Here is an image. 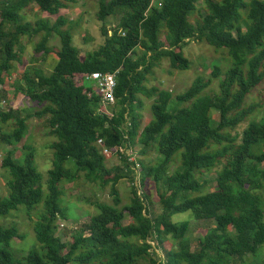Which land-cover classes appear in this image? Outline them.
<instances>
[{
    "label": "trees",
    "instance_id": "1",
    "mask_svg": "<svg viewBox=\"0 0 264 264\" xmlns=\"http://www.w3.org/2000/svg\"><path fill=\"white\" fill-rule=\"evenodd\" d=\"M76 2L0 0V91L11 85L8 77L22 59L24 37L42 34L32 63L52 53L57 57L51 73L33 64L14 84L34 112L0 108V123L13 124L5 132L0 124L1 141L22 142L32 117L46 118L47 134L55 138L49 145L53 168L46 181L44 213L34 225L45 252L31 250L18 258L11 243L23 236L16 226H0V264H264V115L252 120L241 136L232 134L260 108L246 102L264 83V0H98L104 42L84 57L73 45L64 16L54 23L42 19L34 24L25 15L33 5L58 15ZM119 12L118 24L108 28L107 18ZM55 35L58 47L49 45ZM193 38L226 48L232 66L225 71L215 66L211 78L198 77L175 97L172 91L149 86V76L165 59L171 69L191 67L184 48ZM117 70L112 115L100 96L90 97L77 78ZM221 77L218 90L207 93L212 79ZM147 99H152V119L142 127L141 109ZM99 139L117 149L125 168L107 166ZM137 145L142 195L133 186L131 202L122 205L117 185L122 179L133 180L122 149ZM23 150L24 163L11 152L3 157L2 167L9 169L11 179L9 197L0 199V216L20 206L30 214L44 199L35 148L26 142ZM153 150L161 161L145 160ZM178 154L180 164L171 172ZM70 160L76 172L66 166ZM214 171L217 189L205 192L200 179ZM79 172L103 185L112 183L113 204L98 203V214L68 241L58 235V222L68 219V208L61 204L62 182L76 180ZM151 183L163 206L156 217L149 209ZM194 192L196 196H189ZM185 212L196 220L215 221L196 249L188 238L189 221H173L175 214ZM127 213L132 221L126 224ZM168 240L172 243L165 246Z\"/></svg>",
    "mask_w": 264,
    "mask_h": 264
},
{
    "label": "rangeland",
    "instance_id": "2",
    "mask_svg": "<svg viewBox=\"0 0 264 264\" xmlns=\"http://www.w3.org/2000/svg\"><path fill=\"white\" fill-rule=\"evenodd\" d=\"M202 4V2H200ZM203 6V5H202ZM99 10L98 0H77L76 4H72L68 9L60 10L58 15H51L46 12H42L38 6L33 5L26 11V20L36 23L38 20L48 19L51 23H54L58 16H64L69 23L67 28L71 30L73 35V45L79 48L81 57H84L87 53L97 50L104 42V37L101 33L102 22L97 18V12ZM121 17V12L117 16H110L107 18L106 26L108 28L115 27ZM42 34L34 35L32 37H24L23 44L25 51L22 54V59L15 63V68L12 70L11 75L8 77L11 85L6 91H0V108L4 111L10 108H19L21 110L28 109L29 112H34V105L24 95L17 93L14 89V84L21 78L25 68L34 65L42 67L44 71L49 74L53 70L57 57L54 53L46 57L45 60L38 59L35 63H32L34 56V49L36 44L40 41ZM50 46L58 47L60 40L55 35L51 41ZM185 56L191 61V67L188 70H176L171 69L169 60H163L158 67L155 68L154 74L149 76V86H157L161 89L169 90L173 92L174 97L186 91L198 77L209 79L212 77V71L215 66L219 65L222 70L229 69L233 60L228 54L226 48L216 49L209 45L206 41H199L195 38L188 41L184 48ZM219 79H212V84L207 93L217 91L220 83ZM87 84L86 87H89ZM152 99L145 100L144 107L141 109L143 115L142 127L147 125L152 119L151 111ZM256 103L260 105L258 111L250 116L246 122L240 124L236 130L232 131V134H238L241 136L244 129H246L252 120H259L264 115V83L253 90L248 97L246 104ZM214 112V119L219 120L220 115L218 112ZM1 124V123H0ZM12 121L1 124L2 132L9 131L12 128ZM46 118L39 119L38 117H32L29 120V133L22 142L7 144L1 141L0 138V199H6L9 197L8 182L11 179L10 171L7 168L2 167L3 157L8 153H13L14 157L21 163H24V143L28 142L35 148L36 152V164L38 171L42 174L44 182V199L38 204L34 210L29 214L24 206H20L18 210L12 211L8 216H0V226L11 227L16 226L23 236V239L16 238L11 243V250L17 255L18 258L25 257L31 250H37L41 254L45 252L43 244H41L35 235L34 225L40 219L44 213V201L47 195L46 181L48 179V173L53 168V151L49 148L51 142L55 140L54 137L49 136L47 133ZM1 136V134H0ZM133 150L135 153L134 158H140L139 153L141 146L137 145ZM106 157L107 166L126 167V163L122 160L118 153L103 154ZM157 151L153 150L147 157L146 161L155 162L161 161ZM130 162L129 159L127 160ZM130 164V163H129ZM180 164V154L175 158L174 163L171 165L170 171L173 172ZM66 166L76 172V165L73 161H68ZM131 166V164H130ZM142 168H131L130 175L133 180L122 179L117 189L122 199V205H127L132 199V188H139L140 173ZM114 174L110 177L113 178ZM217 172H207L201 177L200 181L203 183V190L205 192H212L217 189ZM137 180V183H136ZM62 186L65 190V195L62 198V206L68 208V219L60 220L58 235L63 240H72L73 231L80 229L87 224L91 217L98 214V203H110L113 204V197L111 195L112 183L103 185L100 180H89L86 176V172H79L76 180L72 182L63 181ZM137 188L138 192L142 193V189ZM150 190L152 191V203L150 205V211L154 217L160 215L163 211V206L159 202L155 193L153 183L150 184ZM197 193H190L189 196H196ZM129 214H126L125 223L131 222ZM174 222L189 221L188 238L191 241L192 248L196 249L199 245L201 237L206 235L215 227L214 220H196L191 212L178 213L173 216ZM172 242L168 240L165 246H169ZM154 244V242H152ZM2 248V246H0ZM160 252V251H159ZM161 254V253H160ZM147 264V263H144Z\"/></svg>",
    "mask_w": 264,
    "mask_h": 264
},
{
    "label": "built area",
    "instance_id": "3",
    "mask_svg": "<svg viewBox=\"0 0 264 264\" xmlns=\"http://www.w3.org/2000/svg\"><path fill=\"white\" fill-rule=\"evenodd\" d=\"M118 73L119 70L115 72H107V73L93 72L91 74H87L85 76L77 78V81H79L85 87L87 86V84H90L89 87H86V91L88 92V95L90 97H92L93 95L100 96L101 105L105 108L108 114H112V115L114 114L113 112L117 102L115 92L118 85ZM97 145L100 147L102 154H107L109 152L112 153V151L114 153L117 152V149H112L107 147L102 139L98 140ZM135 148L136 147L133 148L125 147L124 149H122V154H125L127 156V160L129 159L131 168L134 167L135 169H138L139 167H141V164L138 161V159L133 157V155L135 154L133 150ZM139 185H140V181H139ZM139 188H141V185L139 186ZM138 194L142 195L141 192H138Z\"/></svg>",
    "mask_w": 264,
    "mask_h": 264
}]
</instances>
